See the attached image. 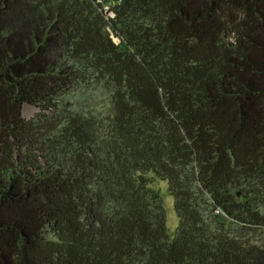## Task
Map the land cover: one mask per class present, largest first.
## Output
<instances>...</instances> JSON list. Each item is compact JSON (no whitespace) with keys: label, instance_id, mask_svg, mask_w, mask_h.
I'll list each match as a JSON object with an SVG mask.
<instances>
[{"label":"trees","instance_id":"16d2710c","mask_svg":"<svg viewBox=\"0 0 264 264\" xmlns=\"http://www.w3.org/2000/svg\"><path fill=\"white\" fill-rule=\"evenodd\" d=\"M0 264H264V0H0Z\"/></svg>","mask_w":264,"mask_h":264},{"label":"rangeland","instance_id":"374dc122","mask_svg":"<svg viewBox=\"0 0 264 264\" xmlns=\"http://www.w3.org/2000/svg\"><path fill=\"white\" fill-rule=\"evenodd\" d=\"M107 8V6H105ZM90 91H83L82 89H76L70 91L66 98L70 99L72 102L75 103L77 107L80 108V106L87 107L89 104V100H87V97L90 95ZM22 115L24 118H33L38 112L39 109L38 107L30 104V103H24L22 105ZM150 177V187L156 190L161 198V202L165 211V216H166V229L168 234L173 235L176 227H177V217L174 211L173 207V198L169 194L168 189H167V183L159 179L156 176H153L151 173L148 174Z\"/></svg>","mask_w":264,"mask_h":264}]
</instances>
